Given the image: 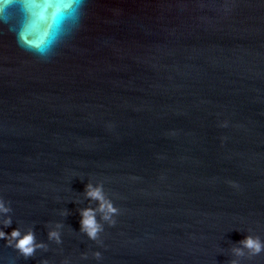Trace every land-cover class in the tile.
<instances>
[{
    "label": "water",
    "instance_id": "obj_1",
    "mask_svg": "<svg viewBox=\"0 0 264 264\" xmlns=\"http://www.w3.org/2000/svg\"><path fill=\"white\" fill-rule=\"evenodd\" d=\"M0 198V228L48 245L25 258L0 239V264H264L232 252L264 241V0H85L47 61L0 27Z\"/></svg>",
    "mask_w": 264,
    "mask_h": 264
},
{
    "label": "clouds",
    "instance_id": "obj_2",
    "mask_svg": "<svg viewBox=\"0 0 264 264\" xmlns=\"http://www.w3.org/2000/svg\"><path fill=\"white\" fill-rule=\"evenodd\" d=\"M85 0H0V27H6L16 37L17 44L25 51L37 56L40 60L47 61L57 54V49L65 45L69 39L81 27L82 9ZM226 125V122H225ZM229 183H235L229 181ZM85 196L89 200L99 202L98 210L103 213L101 217L109 225L116 223L115 216L119 209L113 201L106 199L101 186L85 185ZM12 211L10 206H5L0 198V212L5 214ZM80 215V231L93 241L100 242L99 234L103 231V225L96 219L97 209L86 206L78 209ZM67 214V211L62 213ZM12 225V217L5 216L3 228H0V239L4 240L8 247L13 248L19 255L29 258L35 255L37 249L47 250L48 245L44 241H37L32 228L23 234L19 227L5 232L4 228ZM62 225L57 224V228ZM49 240L60 244L61 235L58 230L48 232ZM247 249L252 256L264 251V241L258 235L247 234L233 246L232 252L236 257L244 256ZM86 258L87 254H83ZM93 255L99 259L101 253L96 251ZM40 264H49L47 259ZM67 264V261L64 262ZM228 264H239L237 259H231Z\"/></svg>",
    "mask_w": 264,
    "mask_h": 264
}]
</instances>
